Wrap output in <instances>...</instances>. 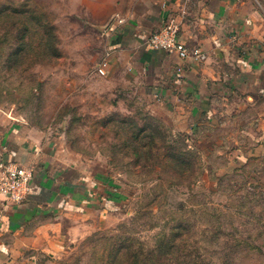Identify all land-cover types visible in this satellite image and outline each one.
I'll return each mask as SVG.
<instances>
[{
	"label": "rangeland",
	"instance_id": "374dc122",
	"mask_svg": "<svg viewBox=\"0 0 264 264\" xmlns=\"http://www.w3.org/2000/svg\"><path fill=\"white\" fill-rule=\"evenodd\" d=\"M129 1L0 0V108L121 190L96 230L37 264H264V153L236 160L249 121L225 114L208 141L156 115L110 32Z\"/></svg>",
	"mask_w": 264,
	"mask_h": 264
},
{
	"label": "crops",
	"instance_id": "0c3cea01",
	"mask_svg": "<svg viewBox=\"0 0 264 264\" xmlns=\"http://www.w3.org/2000/svg\"><path fill=\"white\" fill-rule=\"evenodd\" d=\"M122 9L110 26L119 70L148 93L156 115L208 141L204 132L221 128L223 115L245 117L238 167L264 153V0H131ZM172 19L186 58L149 44ZM18 168L33 179L21 202L0 192V264L57 256L118 205L111 177L0 108V184Z\"/></svg>",
	"mask_w": 264,
	"mask_h": 264
},
{
	"label": "built area",
	"instance_id": "2783aa9c",
	"mask_svg": "<svg viewBox=\"0 0 264 264\" xmlns=\"http://www.w3.org/2000/svg\"><path fill=\"white\" fill-rule=\"evenodd\" d=\"M179 23L172 19L159 31L152 34L149 38V44L168 52L178 51L181 57L188 56L187 49L179 42ZM33 174L25 169H16L10 171L0 184V192L8 195V198L14 202H21L30 191V185ZM119 193L118 190H115Z\"/></svg>",
	"mask_w": 264,
	"mask_h": 264
},
{
	"label": "trees",
	"instance_id": "16d2710c",
	"mask_svg": "<svg viewBox=\"0 0 264 264\" xmlns=\"http://www.w3.org/2000/svg\"><path fill=\"white\" fill-rule=\"evenodd\" d=\"M134 258H135V255L134 254H132L131 255V258H130V256H127V257H125V253H120L119 252V255H118V263L119 264H138L135 260H134ZM130 261H131V263H130Z\"/></svg>",
	"mask_w": 264,
	"mask_h": 264
}]
</instances>
